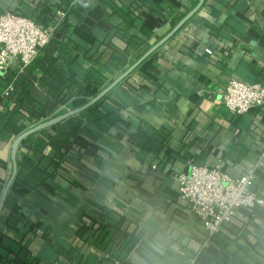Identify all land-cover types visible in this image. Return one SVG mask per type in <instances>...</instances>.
Segmentation results:
<instances>
[{
    "label": "crops",
    "instance_id": "obj_1",
    "mask_svg": "<svg viewBox=\"0 0 264 264\" xmlns=\"http://www.w3.org/2000/svg\"><path fill=\"white\" fill-rule=\"evenodd\" d=\"M65 1L0 0V12L35 21ZM197 2L70 0L72 69L79 77L96 73L108 85L122 72L112 57L98 60L106 43L130 47L129 67L138 50L149 49ZM178 13L183 16L172 26ZM143 25L153 33L149 38ZM126 78L101 104L103 112L118 114L115 124L86 123L96 137L76 138L65 161L47 167L45 182L24 194L12 184L0 211V264H195L207 245L226 259L206 264H264V208L238 211L205 244L202 222L180 197L176 180L191 163L219 165L231 177L254 168L253 189L264 195V104L235 115L221 101L230 79L264 81V0H204ZM137 126L164 136L160 151L130 142ZM12 140L0 136V198L12 171ZM25 153L30 156L20 144L16 157ZM55 153L43 148L47 158Z\"/></svg>",
    "mask_w": 264,
    "mask_h": 264
},
{
    "label": "trees",
    "instance_id": "obj_2",
    "mask_svg": "<svg viewBox=\"0 0 264 264\" xmlns=\"http://www.w3.org/2000/svg\"><path fill=\"white\" fill-rule=\"evenodd\" d=\"M69 1L66 0L62 3L63 6L55 7L54 10L50 7L45 8L35 22L42 26L54 24L57 18L56 10L62 9L66 12ZM111 8L120 12L114 6ZM182 16L183 13L172 16L170 24L173 26ZM70 29L71 25L65 15L54 26L48 43L39 49L37 56L30 64L22 69H19V66L13 67L2 77L0 82L1 137L12 140L37 123L65 112L57 111L60 105L65 104L70 109L78 107L107 85L96 73L89 72L84 77H79L72 69L75 45L68 37ZM141 31L147 38L153 34L144 25ZM130 52V47L122 49L108 42L98 60L102 64L107 57H112L118 72L121 73L128 67ZM137 52L135 58L140 57L144 50L140 49ZM149 58L150 56L141 63V66L145 65ZM2 88L5 90L1 91ZM110 92L82 112L34 133L42 137L40 142L32 141L31 137L34 134L23 139L21 145L28 147L30 156L25 153L22 158L16 157L17 172L13 186L19 193L24 194L34 186L45 182L51 176L47 167L58 168L65 161L66 153L71 149L73 142L81 134L96 137L86 123H92L103 129H109L115 124L119 119L118 114L105 113L101 109L102 102ZM129 140L146 151L158 152L164 145V136L148 126L135 127L129 135ZM45 146H51L56 150L53 158H47L43 154ZM33 156L37 159L35 163ZM41 162L45 163L44 168L39 166ZM225 259L226 255L223 252L216 250L213 245H207L197 255L195 264H206V260L224 263Z\"/></svg>",
    "mask_w": 264,
    "mask_h": 264
},
{
    "label": "built area",
    "instance_id": "obj_3",
    "mask_svg": "<svg viewBox=\"0 0 264 264\" xmlns=\"http://www.w3.org/2000/svg\"><path fill=\"white\" fill-rule=\"evenodd\" d=\"M65 15L64 10L57 9L54 24L42 26L28 16L1 11L0 74L5 75L14 65L22 69L30 64L39 49L48 43L54 26ZM221 101L235 115L260 107L264 104V81L257 83L230 79L223 89ZM67 110L70 108L65 104L57 108V111ZM263 157L264 147L260 153V158ZM254 173L255 169L249 168L239 176L231 177L219 165L209 167L191 163L187 174L176 175L180 197L188 202L206 231L205 244L238 211L264 208V195L253 189Z\"/></svg>",
    "mask_w": 264,
    "mask_h": 264
},
{
    "label": "water",
    "instance_id": "obj_4",
    "mask_svg": "<svg viewBox=\"0 0 264 264\" xmlns=\"http://www.w3.org/2000/svg\"><path fill=\"white\" fill-rule=\"evenodd\" d=\"M204 0H198L196 5L190 9L162 38H160L156 43H154L149 49H147L134 63H132L127 69H125L121 74H119L115 79H113L108 85H106L102 90H100L95 96L90 98L86 103L67 110L61 114H58L50 119L44 120L36 125L28 128L27 130L20 133L16 136L11 143L10 158L12 162V171L11 175L2 191L0 198V211L4 203L6 194L10 187L12 186L15 175L17 172V163H16V153L19 145L26 137L38 132L41 129H44L48 126L54 125L58 122H61L72 115H76L82 112L84 109L90 105L96 103L112 89H114L123 79H125L139 64H141L148 56H150L154 51H156L161 45H163L171 36H173L195 13L201 8Z\"/></svg>",
    "mask_w": 264,
    "mask_h": 264
}]
</instances>
